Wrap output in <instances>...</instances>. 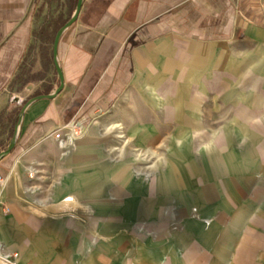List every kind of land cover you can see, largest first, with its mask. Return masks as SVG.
I'll return each mask as SVG.
<instances>
[{
	"label": "crops",
	"instance_id": "obj_1",
	"mask_svg": "<svg viewBox=\"0 0 264 264\" xmlns=\"http://www.w3.org/2000/svg\"><path fill=\"white\" fill-rule=\"evenodd\" d=\"M69 1L0 0V105L41 11L62 19ZM57 55L62 91L25 110L0 161V251L18 264H264V0H83ZM144 69L146 100L162 103L128 93L131 155L117 167L104 139L56 135L87 127ZM137 150L162 161L142 169Z\"/></svg>",
	"mask_w": 264,
	"mask_h": 264
},
{
	"label": "rangeland",
	"instance_id": "obj_2",
	"mask_svg": "<svg viewBox=\"0 0 264 264\" xmlns=\"http://www.w3.org/2000/svg\"><path fill=\"white\" fill-rule=\"evenodd\" d=\"M76 1L77 0L69 1L68 5H66L67 7L64 9L62 8V10H64L62 19H58L59 15L57 14V11L59 13L60 10L58 9L55 12L57 8L55 5L54 7H47L41 11L42 16L39 17V20L36 23L34 34L35 40L29 48L27 57L19 71V74L13 81L6 102L0 105V153L7 149L14 136L18 115L23 105L33 97L49 95L56 90L53 88V86H57L59 81L52 61V42L56 31L70 19L72 13L74 12ZM51 22L54 24L48 32L49 36L45 39L47 28H49L47 25H49ZM147 74L148 73H145V69L143 71H138L135 77L128 81L129 83H127L125 86H123L121 94L116 99H114L110 105H108L106 110L96 113L89 119L91 121L87 127L82 130L79 128L74 130L73 127H70L66 130H61L56 135L61 136L62 138L66 137L65 139L68 140V135L74 131V139L76 137L83 136L100 137L101 139H104L106 143L101 149V152L106 156L107 166L117 167L118 157L123 155L125 150L127 152V148H131V145L128 143L127 139H124L125 135L122 133V129L124 128L123 120L129 117H125V113H123L121 109L128 100L127 98L129 92L134 91L141 94H147V89H149L148 81L145 78ZM152 74V76H160L161 70L158 71L155 69ZM186 82L192 85L193 79ZM145 94L142 95L141 99L143 101L139 103V106L143 107L145 103H148L149 105H154V103L159 105L162 103V98H157L155 95L153 96L154 101L153 99H149V101H147L146 98L148 99V97ZM167 97L171 98V96ZM200 98L203 101L204 96H201ZM157 99L158 101H156ZM116 105L117 109L119 108V110H117V117H115L113 121L114 127L113 129L109 127L106 128L105 126L108 124H102L101 120L106 116L112 115L113 109ZM132 130V128H128L126 130L127 137H129ZM69 131L71 132L68 133ZM128 152L126 156L131 155V153ZM65 153H67V150ZM133 155H135L139 161L138 167H141L142 169L156 167L159 163H161L163 158L159 153L157 155L153 154L145 156V152L138 150L133 152Z\"/></svg>",
	"mask_w": 264,
	"mask_h": 264
},
{
	"label": "water",
	"instance_id": "obj_3",
	"mask_svg": "<svg viewBox=\"0 0 264 264\" xmlns=\"http://www.w3.org/2000/svg\"><path fill=\"white\" fill-rule=\"evenodd\" d=\"M82 3H83V0H77L76 1L74 12L72 13L70 19L56 31V33L54 35V38H53V42H52V61H53L54 69H55V72H56V75H57L58 81H59L58 87L51 94H49V95H40V96L33 97V98L29 99L23 105V107L20 110V113L18 115L17 126L15 127L14 136H13L10 144L8 145L7 149L0 153V161L3 158H5L6 156H8L10 154V152L12 151V149L14 148V145H15L18 133H19V126L21 124L22 117H23V114H24L25 110L34 102L41 101V100H52V99H54L62 91V88H63V75H62V72H61V69H60L59 63H58V55H57L58 54V45H59V41H60V38L63 35V33L66 30H68L76 22V20L78 18V15L80 13L81 7H82Z\"/></svg>",
	"mask_w": 264,
	"mask_h": 264
},
{
	"label": "built area",
	"instance_id": "obj_4",
	"mask_svg": "<svg viewBox=\"0 0 264 264\" xmlns=\"http://www.w3.org/2000/svg\"><path fill=\"white\" fill-rule=\"evenodd\" d=\"M0 262L2 264H18L17 254H4L0 251Z\"/></svg>",
	"mask_w": 264,
	"mask_h": 264
}]
</instances>
